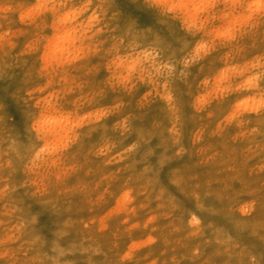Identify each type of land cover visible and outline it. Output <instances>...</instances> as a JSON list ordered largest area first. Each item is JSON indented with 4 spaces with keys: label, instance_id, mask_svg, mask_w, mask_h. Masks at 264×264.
I'll return each instance as SVG.
<instances>
[{
    "label": "rangeland",
    "instance_id": "1",
    "mask_svg": "<svg viewBox=\"0 0 264 264\" xmlns=\"http://www.w3.org/2000/svg\"><path fill=\"white\" fill-rule=\"evenodd\" d=\"M0 37V264H264V0H0Z\"/></svg>",
    "mask_w": 264,
    "mask_h": 264
},
{
    "label": "bare ground",
    "instance_id": "2",
    "mask_svg": "<svg viewBox=\"0 0 264 264\" xmlns=\"http://www.w3.org/2000/svg\"><path fill=\"white\" fill-rule=\"evenodd\" d=\"M160 1H161V0H160ZM170 1H171V0H170ZM172 1H173V0H172ZM184 1H185V0H184ZM200 1H201V0H200ZM163 2H164V1H163ZM166 2H167V1H166ZM193 2H195V1H193ZM197 2H198V1H197ZM175 3H177V2H175ZM191 3H192V2H191ZM159 4H161V2H160ZM166 4H167V3H166ZM168 4H169V3H168ZM181 4H183V2H182ZM186 4H187V3H186ZM195 4H196V3H195ZM199 4H200V3H199ZM162 5H163V4H162ZM162 5H161V7H162ZM172 5H173V4H172ZM191 5H192V4H191ZM191 5H190V8H192V7L194 6V5H193V6L191 7ZM200 5H202V4H200ZM195 6H197V5H195ZM198 6H199V5H198ZM159 7H160V6H159ZM175 7H176V6H175ZM175 7H174V8H175ZM180 7H181V6H180ZM186 7H187V6H186ZM179 9H180V8H179ZM183 9H184V7H183ZM183 9L181 8V10H183ZM200 9H201V8H200ZM200 9H199V10H200ZM183 12H184V11H183ZM185 13H186V11H185ZM180 14H181V12H180ZM190 14H191V13H190ZM181 15H182V14H181ZM184 17H186V16H184ZM66 36H67V35H66ZM54 37H55V36H54ZM57 37H59V36H57ZM70 37H71V36H70ZM0 38H1V37H0ZM65 38H66V37H65ZM55 39H56V38H55ZM66 40H67V39H66ZM57 41L60 42L61 40L57 39ZM62 42H64V39H63V41H61V43H62ZM70 42H71V41H70ZM56 43H57V42H56ZM56 43H55V44H56ZM65 43H66V42H65ZM65 43H63V44H64V50H65V52H66L67 46L69 47V42H68V45H67V46H65ZM71 43H72V42H71ZM50 44H51V43H50ZM60 45L63 46L62 44L59 43V47H58V45H57L58 48L55 49V50H56V51H55L56 53L59 52V51H57V50H58L59 48H61ZM70 46H71V45H70ZM49 47H50V46H49ZM55 47H56V46H55ZM65 47H66V49H65ZM53 48H54V45H53ZM71 49H72V48H71ZM49 50H53V49L51 48V49H49ZM61 50L63 51V48L60 49V51H61ZM62 51H61V52H62ZM64 54H65V53H64ZM64 54H63V55H64ZM51 55H52V54H51ZM55 55H56V54H55ZM61 55H62V54H61ZM57 58H58V57H57ZM47 59H48V58H47ZM61 60H62V58H61ZM44 61H45V60H44ZM40 62H42V61H40ZM53 63H54V61H53ZM56 63H57V62H56ZM55 65H59V66H61L60 64H55ZM42 68H44V67H42ZM44 70H45V69H44ZM29 71H30V69H29ZM49 119H50V118H49ZM58 119H59V118H58ZM60 119H61V118H60ZM62 119H63V118H62ZM46 120H47V119H46ZM53 120H55V119H53ZM61 123H62V125H63V122H62V121H61ZM65 124H66V123H65ZM46 126H47V125H46ZM57 126H58V125H57ZM57 126H56V128H57ZM47 127H48V126H47ZM50 127H51V126H50ZM61 127H62V126H61ZM38 129H39V128H38ZM47 129H48V128H47ZM65 129H66V128H65ZM69 129H70V128H69ZM32 130H33V129H32ZM60 130H61V129H60ZM66 130H67V129H66ZM66 130H65V132H66ZM49 131H50V130H49ZM58 131H59V130H58ZM69 131H71V130H69ZM54 132H55V131H54ZM65 132H64V133H65ZM57 133H58V132H57ZM62 133H63V132H62ZM67 133H69V132H67ZM60 134H61V133H60Z\"/></svg>",
    "mask_w": 264,
    "mask_h": 264
}]
</instances>
